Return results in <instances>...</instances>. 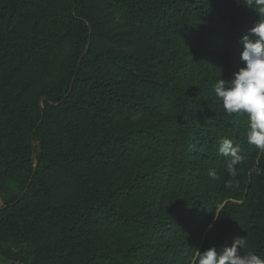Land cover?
<instances>
[{
    "label": "trees",
    "instance_id": "obj_1",
    "mask_svg": "<svg viewBox=\"0 0 264 264\" xmlns=\"http://www.w3.org/2000/svg\"><path fill=\"white\" fill-rule=\"evenodd\" d=\"M245 2L0 0L1 262L192 264L236 238L264 259V152L213 93Z\"/></svg>",
    "mask_w": 264,
    "mask_h": 264
},
{
    "label": "clouds",
    "instance_id": "obj_2",
    "mask_svg": "<svg viewBox=\"0 0 264 264\" xmlns=\"http://www.w3.org/2000/svg\"><path fill=\"white\" fill-rule=\"evenodd\" d=\"M245 5L256 12L259 20L250 29V35L242 37L244 50L240 59L244 67L229 81L219 78L213 85V93L226 114L247 118V143L264 152V0H246ZM218 151L226 158L227 173L235 178L238 166L245 160L240 146L223 138ZM254 171L257 176H264V169L257 167ZM207 175L213 180L218 178L214 169H209ZM213 227L214 224H209L208 229ZM247 247L245 238H236L230 247L219 251L214 247L202 253L196 251L192 264H264L255 251L245 252Z\"/></svg>",
    "mask_w": 264,
    "mask_h": 264
},
{
    "label": "rangeland",
    "instance_id": "obj_3",
    "mask_svg": "<svg viewBox=\"0 0 264 264\" xmlns=\"http://www.w3.org/2000/svg\"><path fill=\"white\" fill-rule=\"evenodd\" d=\"M3 206V201H2V199H1V197H0V207H2ZM219 213V211L217 212V214ZM0 264H4L3 262H1V260H0ZM7 264H14V263H12V262H9V263H7Z\"/></svg>",
    "mask_w": 264,
    "mask_h": 264
}]
</instances>
